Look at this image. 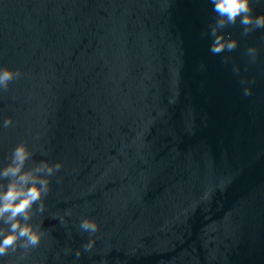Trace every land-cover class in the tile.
<instances>
[{
	"label": "water",
	"instance_id": "95a60500",
	"mask_svg": "<svg viewBox=\"0 0 264 264\" xmlns=\"http://www.w3.org/2000/svg\"><path fill=\"white\" fill-rule=\"evenodd\" d=\"M213 8L0 0V68L21 71L0 90V168L19 143L27 166L63 164L39 246L0 264H264V29L238 19L237 48L213 55Z\"/></svg>",
	"mask_w": 264,
	"mask_h": 264
},
{
	"label": "clouds",
	"instance_id": "9594fccd",
	"mask_svg": "<svg viewBox=\"0 0 264 264\" xmlns=\"http://www.w3.org/2000/svg\"><path fill=\"white\" fill-rule=\"evenodd\" d=\"M214 5L215 22L210 25L205 35L212 40L209 51L219 55L225 51H233L238 46L235 39L226 38L224 30L235 25L239 19L243 28L242 35H248L256 29H264V14L253 15L252 0H210ZM247 54L255 62L256 47H249ZM239 72V68H234ZM21 75L19 69L0 68V90L6 91L9 84ZM245 83V81H241ZM243 94L251 95V88L245 87ZM12 119L3 120V127L12 125ZM33 153L25 143L17 144L11 152L9 163L0 168V257L15 253L17 249L25 251L38 247L44 233L40 224L32 223L37 213L45 211L44 197L50 192V178L62 167V162L54 164L48 161L33 162L27 166ZM3 181H7L4 183ZM67 210L65 215H70ZM64 224V217H59ZM42 223V222H41ZM82 232L95 234L99 231L98 224L89 218H84L79 224ZM95 243L90 239L83 247L91 251ZM66 251H71L70 249ZM81 252L78 250L76 256Z\"/></svg>",
	"mask_w": 264,
	"mask_h": 264
}]
</instances>
